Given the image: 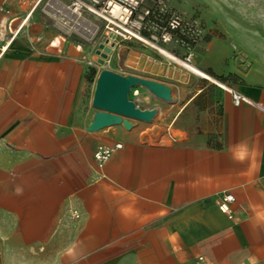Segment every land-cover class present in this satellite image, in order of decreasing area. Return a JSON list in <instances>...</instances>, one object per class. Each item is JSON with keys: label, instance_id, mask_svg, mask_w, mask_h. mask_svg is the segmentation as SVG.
Masks as SVG:
<instances>
[{"label": "crops", "instance_id": "obj_1", "mask_svg": "<svg viewBox=\"0 0 264 264\" xmlns=\"http://www.w3.org/2000/svg\"><path fill=\"white\" fill-rule=\"evenodd\" d=\"M36 2L0 0V264H264V69L224 88L158 63L133 75L173 101L135 88L152 122L90 132L98 76Z\"/></svg>", "mask_w": 264, "mask_h": 264}, {"label": "rangeland", "instance_id": "obj_2", "mask_svg": "<svg viewBox=\"0 0 264 264\" xmlns=\"http://www.w3.org/2000/svg\"><path fill=\"white\" fill-rule=\"evenodd\" d=\"M155 1H161L168 13L195 20L202 29L201 38L196 43L186 44L175 40L156 50L136 41L118 40L110 53L101 50L105 55L102 56L98 50L107 36L104 30L89 37L61 32L62 42L83 48L89 66L90 93L95 87V78L105 69L125 76L157 77L155 72L160 63L199 75L218 86L224 85L220 79L238 81L252 69H264V0H149ZM54 26L57 27L53 21L52 28ZM108 37L113 41L111 34ZM187 53L192 54L189 65L182 62ZM100 60L105 63L101 64ZM172 82L175 84L174 80ZM171 129L175 137V128Z\"/></svg>", "mask_w": 264, "mask_h": 264}, {"label": "built area", "instance_id": "obj_3", "mask_svg": "<svg viewBox=\"0 0 264 264\" xmlns=\"http://www.w3.org/2000/svg\"><path fill=\"white\" fill-rule=\"evenodd\" d=\"M36 6H42L49 14L57 28L70 35L87 31L85 21L94 24V35L101 29L106 32L104 43L112 47L114 41L108 37L119 39V42L136 41L144 46L164 48L165 45L177 40L182 43H196L202 36L200 25L192 19L180 14L166 12L161 1L149 0H36ZM92 35V36H94ZM89 36V35H87ZM91 36V35H90ZM192 54L187 53L185 64H191ZM241 95H234L235 103L239 104ZM123 144L117 142L110 148L99 145L94 153L100 166L105 164L116 150ZM235 201L232 194H226L219 202V209L231 214V205ZM77 217V215H76Z\"/></svg>", "mask_w": 264, "mask_h": 264}, {"label": "water", "instance_id": "obj_4", "mask_svg": "<svg viewBox=\"0 0 264 264\" xmlns=\"http://www.w3.org/2000/svg\"><path fill=\"white\" fill-rule=\"evenodd\" d=\"M112 47L101 43L98 54L105 56L101 54V50L110 53ZM100 63L104 64L105 61L100 60ZM138 87L146 88L156 98L164 102L173 101L172 89L167 84L135 75L125 76L105 69L99 74L96 82L92 102L96 113L88 126V131L98 132L119 124H123L127 130H131L133 123L130 120L152 122L157 115V109H143L130 99L133 89Z\"/></svg>", "mask_w": 264, "mask_h": 264}, {"label": "bare ground", "instance_id": "obj_5", "mask_svg": "<svg viewBox=\"0 0 264 264\" xmlns=\"http://www.w3.org/2000/svg\"><path fill=\"white\" fill-rule=\"evenodd\" d=\"M84 27L87 29V31L89 32V33H87L86 31H83V32H81V33H83V34H85V35H94V24L91 22V21H85V25H84ZM88 36V37H89ZM87 37V36H86ZM118 40L119 39H117V38H113V41L114 42H118ZM112 50H113V48H112ZM191 69L193 70V71H196V69L194 68V67H191ZM224 88H226L224 85H222Z\"/></svg>", "mask_w": 264, "mask_h": 264}]
</instances>
